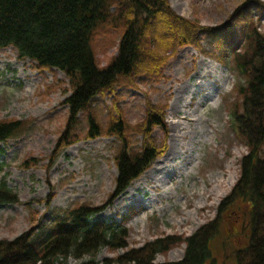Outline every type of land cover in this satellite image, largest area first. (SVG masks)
I'll return each instance as SVG.
<instances>
[{"label": "trees", "instance_id": "1", "mask_svg": "<svg viewBox=\"0 0 264 264\" xmlns=\"http://www.w3.org/2000/svg\"><path fill=\"white\" fill-rule=\"evenodd\" d=\"M255 10L263 12L264 2L245 0L218 27L180 15L170 0H0V50L13 47L20 59L34 61L42 71L57 69L69 80L64 102L69 117L53 155L83 139L113 137L120 142L110 200L102 206L83 203L56 211L39 230L33 227L13 240H0V264H61L70 256H90L81 264H264V29L255 20ZM203 39L211 49L203 46ZM102 42L117 46L105 65L98 57ZM185 46L196 47L236 73L237 97L230 116L247 153L240 161L239 179L215 218L191 236L168 235L130 247V231L123 223L96 216L166 153L167 139L158 145L152 137L157 128L169 134V107L147 101L145 118L133 125L114 103L105 124L94 101L100 95L115 98L121 87L138 89L142 77L163 78L169 60ZM83 116L86 134L78 130ZM27 125V120H0V142L19 136ZM135 133L143 137L139 149L133 146ZM38 162L34 158L23 165ZM45 202L50 205L51 196ZM8 203L20 200L4 180L0 205ZM183 242L181 260L156 263L158 254ZM103 248L124 251L100 262L96 258Z\"/></svg>", "mask_w": 264, "mask_h": 264}, {"label": "rangeland", "instance_id": "2", "mask_svg": "<svg viewBox=\"0 0 264 264\" xmlns=\"http://www.w3.org/2000/svg\"><path fill=\"white\" fill-rule=\"evenodd\" d=\"M243 1L170 0V3L182 16L203 26L220 27ZM254 12L255 20L264 29V11ZM100 44L98 57L105 65L117 53V46ZM202 44L211 49L206 39ZM68 81L57 69L42 71L34 61L20 59L13 47L0 50V120L28 121L23 133L0 142V186L5 180L20 200L0 205V240H13L33 227L39 230L40 224L52 221L56 211L66 212L83 203L102 206L116 190L118 169L114 153L120 144L118 139H83L53 155L69 117V107L64 103L69 95ZM237 84L236 73L230 67L202 54L196 47L185 46L169 60L163 78L142 77L138 89L121 87L115 98L112 94L96 97L94 104L105 124L114 103L125 111L126 119L133 125L145 118L147 101L169 107V134L157 128L152 137L158 145L167 139L166 153L96 216L123 223L130 231V247H141L168 235L191 236L215 218L222 200L239 179L240 161L247 153L230 117ZM87 128L83 116L78 130L86 134ZM132 140L134 148L139 149L143 137L135 133ZM171 151L176 155L174 166L157 172L161 176L166 174L172 197L168 199L165 188H156L159 180L153 176L146 181L142 178L157 163L163 168L162 161ZM34 158L39 160L37 165H23ZM234 177L232 186L227 185ZM217 181L225 182L218 188ZM131 186L138 187L137 195L127 200L126 192ZM49 196L52 202L47 205L45 200ZM153 197L157 198V205L148 207ZM236 229L240 232L241 226ZM185 250L186 243L177 244L169 252L158 254L156 263L179 261ZM123 251L103 248L96 260L102 262ZM89 259L90 256L82 259L70 256L61 264H81Z\"/></svg>", "mask_w": 264, "mask_h": 264}, {"label": "bare ground", "instance_id": "3", "mask_svg": "<svg viewBox=\"0 0 264 264\" xmlns=\"http://www.w3.org/2000/svg\"><path fill=\"white\" fill-rule=\"evenodd\" d=\"M32 85V84H31ZM175 158H176V155L171 151L164 159H163V161H162V165H164V167L162 168L160 165L161 164H156L150 171H148L147 172V174H146V176L145 177H143L142 179H143V181H146V178L148 177V176H153L152 178L153 179H156L157 181L159 180L160 181V185H157V189L158 188H165V194H167L168 195V199H171L172 197H171V191H170V188H168V186H167V181H166V174L165 175H163V176H161V175H157V172H160V173H163V172H165V170H166V168H169V167H173L174 165H173V162H174V160H175ZM169 163H172V164H169ZM236 177H234V178H230L226 183H227V185H229V186H232V184L235 182V179ZM225 181H217V187L218 188H220V187H222L223 185V183H224ZM137 186H135V187H133V186H131L128 190H127V192H126V197H125V199H127V200H132L134 197H135V195H137V193H136V190H137ZM201 195H203V193H201ZM183 199H186V196H183L182 197ZM157 198L156 197H153L152 199H151V204L152 205H149V204H147L148 205V207H153V206H156L157 205ZM177 202L179 203L180 202V200H177ZM161 210H162V208H160ZM180 219H184L183 217H180ZM178 221V220H177Z\"/></svg>", "mask_w": 264, "mask_h": 264}]
</instances>
